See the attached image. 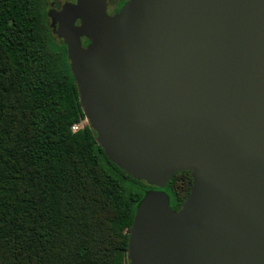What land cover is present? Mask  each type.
<instances>
[{"label":"water","instance_id":"water-1","mask_svg":"<svg viewBox=\"0 0 264 264\" xmlns=\"http://www.w3.org/2000/svg\"><path fill=\"white\" fill-rule=\"evenodd\" d=\"M47 21L105 155L158 189L190 172L178 212L144 195L129 264H264V0H67Z\"/></svg>","mask_w":264,"mask_h":264},{"label":"trees","instance_id":"trees-1","mask_svg":"<svg viewBox=\"0 0 264 264\" xmlns=\"http://www.w3.org/2000/svg\"><path fill=\"white\" fill-rule=\"evenodd\" d=\"M85 121L46 0H0V264H129L146 192L176 212L189 195V171L163 189L127 175Z\"/></svg>","mask_w":264,"mask_h":264},{"label":"flooded vegetation","instance_id":"flooded-vegetation-1","mask_svg":"<svg viewBox=\"0 0 264 264\" xmlns=\"http://www.w3.org/2000/svg\"><path fill=\"white\" fill-rule=\"evenodd\" d=\"M66 1L67 0H51V2L46 1L47 13L49 11H59ZM126 1L127 0H107V14L110 16L116 14L118 11H120ZM82 44L83 46L87 45L85 44L84 39H82Z\"/></svg>","mask_w":264,"mask_h":264},{"label":"rangeland","instance_id":"rangeland-1","mask_svg":"<svg viewBox=\"0 0 264 264\" xmlns=\"http://www.w3.org/2000/svg\"><path fill=\"white\" fill-rule=\"evenodd\" d=\"M47 2H51V0H46ZM58 39V38H57ZM59 40V39H58ZM85 124H87V122L85 121V122H83L79 127H81V126H83V125H85ZM78 127V128H79Z\"/></svg>","mask_w":264,"mask_h":264},{"label":"built area","instance_id":"built-area-1","mask_svg":"<svg viewBox=\"0 0 264 264\" xmlns=\"http://www.w3.org/2000/svg\"><path fill=\"white\" fill-rule=\"evenodd\" d=\"M73 129H75V128H73Z\"/></svg>","mask_w":264,"mask_h":264}]
</instances>
